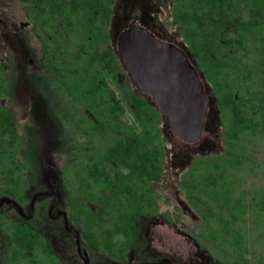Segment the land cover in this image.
Instances as JSON below:
<instances>
[{"label":"trees","instance_id":"trees-1","mask_svg":"<svg viewBox=\"0 0 264 264\" xmlns=\"http://www.w3.org/2000/svg\"><path fill=\"white\" fill-rule=\"evenodd\" d=\"M20 3L40 74L33 86L59 125V188L41 183L0 38V264H67L47 235L59 227L88 264L95 255L125 263L131 253L167 264L145 262L144 219L181 228L213 264H264V190L240 179L261 162L264 0H172L162 19L204 79L221 130V149L193 153L178 172L165 116L119 58L117 0Z\"/></svg>","mask_w":264,"mask_h":264},{"label":"rangeland","instance_id":"rangeland-1","mask_svg":"<svg viewBox=\"0 0 264 264\" xmlns=\"http://www.w3.org/2000/svg\"><path fill=\"white\" fill-rule=\"evenodd\" d=\"M171 3L172 0H117L113 32L118 33V38L132 20H137L144 27H148L147 29L156 32L164 41L180 47L181 38L178 31L166 28L162 20L170 15ZM0 19L9 28L1 27L0 30L3 32L0 34V38L2 43L10 48L11 63L16 71L13 105L24 128L22 132L32 141L35 160L41 169L39 171L42 176L41 183L48 189L47 192L57 193L59 188L57 167L60 157L56 150L59 125L47 103L33 86V81L40 74L34 68L35 66L29 65L30 60H33L34 63L36 61L34 53L31 51V49L34 50V47L31 46L33 41L30 40L32 37L21 28L22 24L25 25V19L20 0H0ZM209 112L212 117L210 121L206 122L202 140L195 146L186 145L172 136L176 153L169 157L170 167H180L188 158L192 157L193 153H200L214 145L221 149L219 140L221 130L216 114L210 107ZM258 155L261 161L258 167L248 172L244 171L240 175L243 188L264 190V138L259 141ZM176 171L178 172L179 169L177 168ZM169 195L172 196L170 192ZM141 226L143 231L138 240V248L144 247V250L141 251L147 257L145 262L165 258L168 261L167 264H213L210 257L202 252L195 241L184 234L181 228H175L161 219H144ZM47 235L67 264H88L86 262L88 258L84 251H80V249L76 251L73 238L62 227L54 228L53 232H48ZM140 261L141 259L134 253L130 254L125 263L95 255L91 264H143Z\"/></svg>","mask_w":264,"mask_h":264},{"label":"water","instance_id":"water-1","mask_svg":"<svg viewBox=\"0 0 264 264\" xmlns=\"http://www.w3.org/2000/svg\"><path fill=\"white\" fill-rule=\"evenodd\" d=\"M116 45L129 80L139 93L151 97L173 136L189 146L198 144L210 101L202 76L188 54L137 20L119 34ZM29 63L34 66L33 60Z\"/></svg>","mask_w":264,"mask_h":264},{"label":"flooded vegetation","instance_id":"flooded-vegetation-1","mask_svg":"<svg viewBox=\"0 0 264 264\" xmlns=\"http://www.w3.org/2000/svg\"><path fill=\"white\" fill-rule=\"evenodd\" d=\"M1 20H2V19H1ZM2 21H3V20H2ZM24 24H25V23H24ZM141 25H142V24H141ZM0 26L3 27V28L6 27V23L3 21L2 23H0ZM143 26H144V25H143ZM145 27H146V26H145ZM6 28H7V27H6ZM6 28H5V29H6ZM21 28L24 30V29H25V25L22 24V25H21ZM146 28H148V27H146ZM7 29H9V28H7ZM10 31H11V30H10ZM150 31H152L157 37L159 36V35H157V33L154 32L153 30H150ZM159 38H160V37H159ZM35 64H36V63H34V66H35ZM29 65L31 66V64H29ZM34 66H31V67H34ZM194 146H195V145H194ZM170 192H171L172 197H173L174 199L176 198L175 200L178 201V200H177V199H178V197H177V192H176L175 190H172V189H171ZM178 204H179V203H178ZM178 204H177V206H178ZM179 206H180V205H179ZM180 207H181V206H180Z\"/></svg>","mask_w":264,"mask_h":264}]
</instances>
